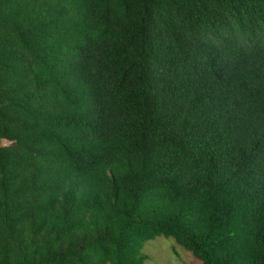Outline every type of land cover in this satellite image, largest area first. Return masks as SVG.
<instances>
[{
    "label": "trees",
    "instance_id": "16d2710c",
    "mask_svg": "<svg viewBox=\"0 0 264 264\" xmlns=\"http://www.w3.org/2000/svg\"><path fill=\"white\" fill-rule=\"evenodd\" d=\"M264 264V0H0V264Z\"/></svg>",
    "mask_w": 264,
    "mask_h": 264
},
{
    "label": "rangeland",
    "instance_id": "374dc122",
    "mask_svg": "<svg viewBox=\"0 0 264 264\" xmlns=\"http://www.w3.org/2000/svg\"><path fill=\"white\" fill-rule=\"evenodd\" d=\"M142 249L149 255L144 264H202L199 257L172 236L157 235L146 241Z\"/></svg>",
    "mask_w": 264,
    "mask_h": 264
}]
</instances>
